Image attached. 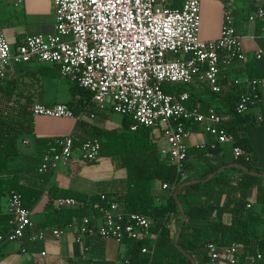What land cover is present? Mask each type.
<instances>
[{"label":"built area","instance_id":"2783aa9c","mask_svg":"<svg viewBox=\"0 0 264 264\" xmlns=\"http://www.w3.org/2000/svg\"><path fill=\"white\" fill-rule=\"evenodd\" d=\"M250 1L248 21H261L264 25V3ZM53 4L54 32L28 36L13 46L0 31V84L6 83L8 70L14 65H57L63 76L79 82L92 93V101L100 109H107L110 102L115 112L132 116L135 120L132 130L139 125L154 127L155 140L163 137L170 145L161 153L170 156L179 172L185 170L188 159L190 146L186 139L193 133L192 122L199 123L203 131L212 136V148L234 143V136L223 125V117L214 107L206 111L197 106L188 107V91L174 96L163 89L164 83L205 82L213 92L219 93L225 78L239 82L231 75L230 68L245 64L249 57L230 7L225 10L220 37L206 40L201 37V0H184L179 7L170 6L168 0H53ZM256 57L264 58V51L259 49ZM245 82L235 107L239 114L260 100L259 91L264 88V77L247 78ZM32 108L35 116L80 119L65 102H35ZM195 147L204 148L205 143ZM77 151L84 161L95 162L101 156V141L95 136L85 139L74 134L56 136L42 152L40 170L68 164ZM241 153V147L233 146L235 159ZM98 196L97 201L90 197L86 202L61 196L54 199V204L57 208L91 205L90 209L100 214L101 222L89 215L78 229L72 224L48 229L36 224L32 209L24 206L23 194L12 190L9 229L0 233V242L25 241L23 250L35 251L31 249L44 244L49 232L60 239L73 229L76 240L86 249L88 240L95 237L140 241L141 252L148 255L147 264H155L158 234L152 230L151 218L126 211L122 202L109 201L106 192H99ZM238 248L239 244L234 242L223 246L209 243L208 258L201 264L223 261L239 264ZM40 252L47 253L45 249ZM263 258L264 254L259 252L245 259L246 264H254Z\"/></svg>","mask_w":264,"mask_h":264},{"label":"trees","instance_id":"16d2710c","mask_svg":"<svg viewBox=\"0 0 264 264\" xmlns=\"http://www.w3.org/2000/svg\"><path fill=\"white\" fill-rule=\"evenodd\" d=\"M169 5L179 7L182 4L174 2ZM255 23L260 31L263 22ZM260 61H264V58L258 59L255 54V59H248L238 69L245 71L249 80L264 77V69L257 63ZM24 69L27 74L30 73V76L34 77V80H38L40 76L61 75L57 65H40L35 69H28L24 65ZM245 83L230 82L229 78H225L219 93L208 89L212 97L210 100L198 96L191 85L163 84L164 91L174 96L188 91L190 93V98L186 101L188 107L197 106L202 111L214 107L222 115L223 125L235 139L234 143H231L230 160L225 158L222 144L215 148L210 146L212 136L205 132L210 140L205 143L204 148H189L185 170L179 172L170 156L160 152L157 140L153 136L154 127L139 125L132 130L134 118L123 115L120 127L104 128L93 125L91 128L92 137H98L101 141V156H119L121 165L127 173L126 178L116 184L114 191H105L108 200L120 201L126 211L142 213L151 218L152 230L158 234L155 264H191V259L201 264L208 258V244L212 242L219 246L232 242L239 244L237 254L240 256L241 264H246L247 256L259 252L264 254V234L257 236L254 228L264 223V176L253 173L264 172L263 157L251 139V132L256 129L258 123L264 124L263 119L255 118L252 113V109L259 105L264 97V88L259 91L260 100L251 105L245 113L239 114L235 107ZM21 85L22 82L15 78L0 84V198L9 195L12 190H19L23 194L24 206L32 208L42 197L44 190L27 186L21 183L18 175L9 174L10 158L19 154V138L35 132V115L32 108L35 103L34 93L21 90ZM71 91L73 97L66 103L77 116H80V121H84L86 116L106 113L92 101V93L79 82L71 81ZM191 126L193 131L201 127L195 122H192ZM53 138L38 139L42 152ZM235 145L242 149L238 159L233 156ZM195 155L205 164L203 171L196 177L198 179L207 178L211 173L230 163L240 166L227 167L206 181L200 180L182 186L190 159ZM154 180L168 185L169 193L163 196L165 201L162 203L158 201L159 196L153 192ZM254 187L257 189L254 201L258 206L256 208L253 204L248 207ZM175 192H178V198L175 197ZM61 196L75 197L84 202L88 200V197L80 192L59 190L55 186L51 188L52 199ZM191 197H196V200ZM91 198L97 201L99 196ZM179 202L187 215V221L184 223ZM90 206L87 204L56 208L50 201L46 207L49 220L45 224L64 228L72 224L78 229L84 219L92 214ZM227 214L231 216L230 222H226ZM176 219L180 221V225L174 230ZM7 222L8 216H3L0 225ZM180 227L182 231L177 246L175 235ZM1 231L3 230L0 229ZM125 241L132 244V254L127 264H147L148 255L141 252L142 242L128 238ZM254 264H264V258Z\"/></svg>","mask_w":264,"mask_h":264},{"label":"crops","instance_id":"0c3cea01","mask_svg":"<svg viewBox=\"0 0 264 264\" xmlns=\"http://www.w3.org/2000/svg\"><path fill=\"white\" fill-rule=\"evenodd\" d=\"M168 1L169 3L182 4L184 0ZM259 2L264 3V0H259ZM251 5L250 0H201V37L206 40L220 37L225 10L230 7L236 15L244 49L248 53L249 59H255V54L259 49L264 51V25L259 31L256 23L248 21L247 14L251 10ZM0 31L6 35L13 46L28 36L54 32L55 8L53 0H23L19 3L18 0H0ZM257 63L264 69V61ZM40 65L49 64L31 63L26 66L28 69H35ZM233 69L239 71L237 65ZM14 78L22 82L21 90L34 93L35 102L44 104L66 103L73 97L70 81V98L63 100L51 95L53 92H60L61 83L58 78H67L62 74L56 77L40 76L38 80H34L30 73L27 74L24 65L18 64L8 70V79ZM191 88L204 99L210 100L212 98L208 92L209 87L205 82L193 83ZM252 113L255 118L258 119L259 116H262L264 120V97L261 103L252 109ZM109 114L106 112L102 115L96 114L94 117L86 116L84 121H80L78 118L35 116V132L19 138V154L10 158L9 174L18 175L21 183L27 186L44 190L42 197L31 208L32 218L38 226L48 229L57 227V225L45 224L49 220L46 209L48 203L51 201L55 206L54 199L51 197L52 187H58L59 190L80 192L90 198L97 196L99 192L114 191L116 184L126 178V169L122 167L119 156H100L95 162H86L82 159L79 151L68 164H61L57 169L40 170L42 149L38 142L39 138L51 139L59 135L74 134L79 139H85L93 136L91 133L93 125L104 128L120 127L123 115L120 114L119 118H115L109 116ZM59 119H62V121ZM259 128H256V130L264 133V129ZM32 139L36 142L35 146L31 145ZM209 140L202 126H199L186 139V143L190 147H195ZM157 143L160 152H162V149H169L170 147L163 137H160ZM24 146H27V148H24ZM222 146L225 158L230 160L232 158L231 143H225ZM208 155L212 156V154ZM204 166L205 164L200 157L193 156L190 159V165L186 171L183 184L208 180L207 178L212 173L207 178H196L203 171ZM152 188L153 192L159 196L158 201L160 203L164 202L165 198L163 196L169 193V188L164 187L159 180L152 182ZM256 191L257 189L254 187L250 203L253 204L254 208L258 207L254 203ZM191 198L196 200V197ZM225 198L227 197L225 196ZM91 215L101 222V217L98 216L100 214L93 211ZM3 216H8L9 220V200L4 201V196L0 198V220ZM230 220L231 216L227 214L226 222H230ZM177 225H180L178 219H176V225L173 226L174 230L178 227ZM0 227L3 230L0 233L6 232L9 229L8 222L2 226L0 225ZM254 228L257 236L264 234V223ZM25 244V241L0 242V264H127L132 254V244L128 241L120 242L114 238L102 239L95 237L89 239L87 244L89 248L86 249L84 244L76 240L73 229L66 232L60 239H55L49 232L44 244L40 245L38 249H31L35 251H24ZM43 249L47 251L45 255L40 252ZM193 261L197 264L194 259H191V264H193ZM221 264L230 263L223 261Z\"/></svg>","mask_w":264,"mask_h":264},{"label":"rangeland","instance_id":"374dc122","mask_svg":"<svg viewBox=\"0 0 264 264\" xmlns=\"http://www.w3.org/2000/svg\"><path fill=\"white\" fill-rule=\"evenodd\" d=\"M172 58H173V56L170 55V59H172ZM236 65L239 67L242 64H236ZM233 68L232 67L230 68V73L233 77H237L239 79V81H241V82L247 80L248 77H247V74L245 71H236ZM58 79L60 80L59 82L61 83V88L59 89L60 92H53V93L50 92V93L52 96L59 97L60 99H63V100H67L68 98H70L69 85H70L71 80L69 78H66V79L65 78H58ZM107 104H108V107L104 111L107 113H110L109 116H114L115 118H119L120 114L115 112L111 108V103L108 102ZM59 120L62 121V119H59ZM263 125H264L263 123H258L257 127L258 126L262 127ZM259 129H264V126L262 128H259ZM156 135H159V132H157ZM251 139H252L254 146L257 148V150L260 151V153L263 157L262 158V167L264 168V133H261L258 130L253 129L251 132ZM35 144H36V142L32 139L31 145L35 146ZM24 148H27V146H24ZM7 200H9V195L4 196V201H7Z\"/></svg>","mask_w":264,"mask_h":264},{"label":"water","instance_id":"95a60500","mask_svg":"<svg viewBox=\"0 0 264 264\" xmlns=\"http://www.w3.org/2000/svg\"><path fill=\"white\" fill-rule=\"evenodd\" d=\"M230 166H238V167H239L240 165H239V164H236V163H232V164L224 165V166H222L221 168H219L218 172H220V171H222V170H224L225 168L230 167ZM216 173H217V172L212 173L207 179H210V178L213 177ZM253 173H255V174L259 175V176H264V172H263V173L253 172ZM189 183H193V182H186V183H184L183 185H186V184H189ZM183 185H182V186H183ZM174 195H175L176 198H178V192H175ZM179 206H180V209H181V211H182V215H183V223H184V222L187 221V215H186V212L184 211V209H183V207H182V205H181L180 202H179ZM181 231H182V227L179 228V230H178V232H177V234H176L175 242H176V245H177V246H179V237H180ZM193 264H196V263L193 261Z\"/></svg>","mask_w":264,"mask_h":264}]
</instances>
